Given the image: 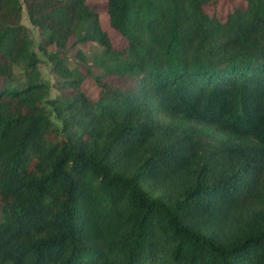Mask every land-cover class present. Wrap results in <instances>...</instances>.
Returning a JSON list of instances; mask_svg holds the SVG:
<instances>
[{"label":"trees","instance_id":"trees-1","mask_svg":"<svg viewBox=\"0 0 264 264\" xmlns=\"http://www.w3.org/2000/svg\"><path fill=\"white\" fill-rule=\"evenodd\" d=\"M216 2L106 0L117 50L86 0H0V264H264V0ZM23 6L100 48L95 99L56 55L49 96Z\"/></svg>","mask_w":264,"mask_h":264},{"label":"rangeland","instance_id":"rangeland-1","mask_svg":"<svg viewBox=\"0 0 264 264\" xmlns=\"http://www.w3.org/2000/svg\"><path fill=\"white\" fill-rule=\"evenodd\" d=\"M86 4L91 7L96 13L99 25L110 38L113 47L117 50H122L125 47V41L122 37L109 26V20L106 13V0H86ZM246 7L245 0H217L215 4L204 7V13L210 17H217L224 20L225 17L233 10H243ZM21 24L28 29V34L32 40V50L35 51L39 58L37 69L39 71L40 80L49 86L51 98L58 97L63 94L70 95V91L62 89L60 81L62 78L59 73L54 70V62L49 59L50 55H56L58 59L64 62L66 69L76 71L84 75L81 87L84 92L91 98L95 99L98 95V88L91 76L87 74L92 72L97 74L99 72L93 62L95 55L100 53V48L92 43L85 45H75L74 40L70 39L64 49H57L55 46L45 45V35L42 31L32 26L27 18L25 7L21 15ZM12 83L18 84L24 81L23 70L18 66L13 69ZM110 83L113 87L120 89H129L132 83L119 77H111ZM0 85L1 78H0ZM55 125L60 123L52 118Z\"/></svg>","mask_w":264,"mask_h":264}]
</instances>
